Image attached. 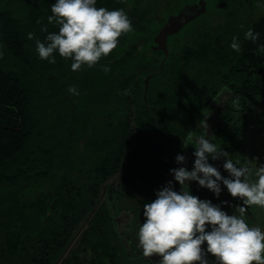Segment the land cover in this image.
<instances>
[{
	"label": "trees",
	"instance_id": "obj_1",
	"mask_svg": "<svg viewBox=\"0 0 264 264\" xmlns=\"http://www.w3.org/2000/svg\"><path fill=\"white\" fill-rule=\"evenodd\" d=\"M55 2L0 0V264L130 262L144 204L168 181L179 190L170 169L198 113L220 87L246 99L264 91L248 81L264 74V7L238 37L240 52L218 45L219 29H202L163 53L147 46L157 30L136 46L138 5L97 0L123 9L134 30L96 66L72 71L71 60L55 53L49 63L35 48L42 26L58 32L47 21Z\"/></svg>",
	"mask_w": 264,
	"mask_h": 264
},
{
	"label": "clouds",
	"instance_id": "obj_2",
	"mask_svg": "<svg viewBox=\"0 0 264 264\" xmlns=\"http://www.w3.org/2000/svg\"><path fill=\"white\" fill-rule=\"evenodd\" d=\"M96 4L97 0H56L47 21L49 25L58 26V32H49L47 25L41 27L47 35L44 42L35 41L39 58L55 63L54 54L58 53L61 58L72 61V71H81L84 67L96 66L102 58L112 54L120 38L134 30L132 22L123 9L108 10ZM27 38L34 39V33H28ZM244 39L255 43L259 33L249 28ZM230 47L241 51L238 37H232ZM258 53H264V44L259 45ZM103 70L110 69L103 66ZM68 91L80 95L74 86ZM204 126L208 128L206 121ZM187 140H193L192 132ZM194 148L191 171L183 166L170 169L181 191L174 190L173 181H168L155 193L156 199L143 206L144 222L138 230V246L143 256L157 255L160 264H209V255L215 258L216 264H264V229L250 227L244 218L249 207L264 209V166L252 180L247 166H237L239 162L234 163L228 158V152L218 148L204 134L195 138ZM210 157L212 160L226 158L223 168L228 177L209 163ZM175 159L177 164L186 163L184 155L177 154ZM192 181L217 198L222 192V183L233 198L242 201L240 215H229L210 200H201L190 190H183L185 185L189 188Z\"/></svg>",
	"mask_w": 264,
	"mask_h": 264
},
{
	"label": "rangeland",
	"instance_id": "obj_3",
	"mask_svg": "<svg viewBox=\"0 0 264 264\" xmlns=\"http://www.w3.org/2000/svg\"><path fill=\"white\" fill-rule=\"evenodd\" d=\"M129 7L138 5L144 13L145 18L140 21L141 27L136 29H145L138 31L136 42L138 49H143L142 41L149 39L156 30L158 31L169 15H175L179 10L189 4V0H126ZM180 1V4L179 2ZM193 1V0H191ZM205 6L203 12L195 17L188 19L187 15L182 19V23L175 22L176 32L167 36L168 45L173 43L180 46L184 38L190 33L204 29H219L221 45L223 48L230 47L232 37H239L244 31L246 25L253 19L259 17L263 12L264 0H204ZM180 8V9H179ZM177 14V13H176ZM194 15V14H193ZM243 25V29H241ZM154 35V34H153ZM214 33L209 34L211 39ZM216 36V35H215ZM153 36L151 37L152 40ZM207 39V40H208ZM213 39V38H212ZM212 41V40H211ZM139 42L142 43L139 45ZM152 49L153 43H147ZM156 52V51H154ZM164 53V52H163ZM153 55L150 52V56ZM152 68V65H149ZM253 85H260L264 88V74L253 75L249 80ZM238 101V103H236ZM206 121L208 128L204 126ZM193 133V140L188 141L187 136L183 140V155L186 157V163L180 165L192 170L195 157V138L204 134L206 138L217 145L218 148L228 152V158L234 163L239 162L237 166H247L250 169L251 179L255 180L256 172L261 166H264V91L251 95L249 99L240 97L224 87H220L217 94L208 103L205 109L200 111L194 119V126L190 130ZM189 134V133H188ZM187 144V147H184ZM225 157L218 160L209 158V163L218 168L222 176L228 177V173L223 168ZM179 190L181 186L178 184ZM222 192L217 198L213 192L207 188H201L195 181L184 186L185 191L199 197L201 200H210L213 204L219 205L221 210L229 215H240L239 207L243 206L239 198H233L221 183ZM227 202V203H223ZM246 223L250 227H261L264 229V209L256 206L249 207L244 213ZM128 242H125V245ZM136 249H140L138 244ZM206 248V244L204 246ZM141 250V249H140ZM144 257V256H143ZM209 264H216L215 258L209 255ZM126 260V258H125ZM144 264H160V257L153 255L147 257ZM142 263V262H141ZM121 264H134L132 261H122ZM137 264V263H136Z\"/></svg>",
	"mask_w": 264,
	"mask_h": 264
},
{
	"label": "water",
	"instance_id": "obj_4",
	"mask_svg": "<svg viewBox=\"0 0 264 264\" xmlns=\"http://www.w3.org/2000/svg\"><path fill=\"white\" fill-rule=\"evenodd\" d=\"M205 3L203 0H195L192 4L186 5L185 7L181 8L179 12L175 15H169L167 21L158 29L155 35L152 38L153 50H161L164 53L166 52L165 44L167 40V36L171 33L176 32L177 29L174 28L175 22H183L182 19L189 15L188 19H191L198 15L199 13L203 12ZM194 14V15H193Z\"/></svg>",
	"mask_w": 264,
	"mask_h": 264
},
{
	"label": "crops",
	"instance_id": "obj_5",
	"mask_svg": "<svg viewBox=\"0 0 264 264\" xmlns=\"http://www.w3.org/2000/svg\"><path fill=\"white\" fill-rule=\"evenodd\" d=\"M136 254L134 256L131 257V261L134 263V264H144V260L146 261V258L147 257H143V254H142V250L140 249H137ZM142 262V263H141Z\"/></svg>",
	"mask_w": 264,
	"mask_h": 264
}]
</instances>
